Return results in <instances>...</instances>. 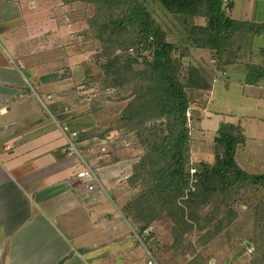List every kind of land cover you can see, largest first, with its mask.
I'll return each instance as SVG.
<instances>
[{"label": "crops", "instance_id": "crops-1", "mask_svg": "<svg viewBox=\"0 0 264 264\" xmlns=\"http://www.w3.org/2000/svg\"><path fill=\"white\" fill-rule=\"evenodd\" d=\"M59 1L30 3L48 14L42 27L26 23L20 10L0 20V32L20 57L49 55L22 65L0 47V264H146L120 209L132 193L119 205L96 172L100 183L93 189L78 176L89 164L105 181L121 184L119 163L103 164L104 155L92 153L97 136H76L71 147L73 133H89L98 121L84 101L66 103L72 45L69 5ZM240 19L264 21L261 13Z\"/></svg>", "mask_w": 264, "mask_h": 264}, {"label": "trees", "instance_id": "trees-1", "mask_svg": "<svg viewBox=\"0 0 264 264\" xmlns=\"http://www.w3.org/2000/svg\"><path fill=\"white\" fill-rule=\"evenodd\" d=\"M64 1H83L94 6L84 33L101 44L99 56L104 59L99 76L105 87L127 86L129 90L116 127L135 135L141 154L128 178L138 191L122 212L141 236L152 222L166 217L172 223L174 237L180 239L210 223V213L205 212L208 205L215 203L214 210L219 211L239 190L264 188V172H249L237 162V149L247 137L241 125L230 121L222 120L218 125L213 138V160L198 162L191 173L187 115L191 93L211 90L212 83L202 69L184 65L177 55L178 45L168 39L144 0ZM158 1L168 12L183 18L190 46L209 49L218 63L227 67L245 59L244 82L259 85L264 80V61L249 58L255 55V38L264 36V21L232 17L233 0ZM196 16L204 17L206 23L196 24ZM259 54L264 57V45ZM93 136L103 138L105 134L89 132L77 135V139ZM225 213L228 216L210 225L207 233L226 218L236 217L231 208ZM213 233L212 236L216 234Z\"/></svg>", "mask_w": 264, "mask_h": 264}, {"label": "rangeland", "instance_id": "rangeland-1", "mask_svg": "<svg viewBox=\"0 0 264 264\" xmlns=\"http://www.w3.org/2000/svg\"><path fill=\"white\" fill-rule=\"evenodd\" d=\"M32 1L28 0L27 3L26 0H0V20L9 16L5 14L20 10L26 23H38L39 27L45 26L48 14L31 10ZM61 1L69 5L68 13L65 14L70 26L69 39L72 45L70 67H65V71L69 70L72 77L70 84L72 94L69 102L66 103L77 105L80 99L81 102L86 103L88 111L93 114L95 112L98 126L88 132H104L105 137L97 136L100 144L93 146L92 153L104 155L105 160L100 159L103 164L113 161L119 163V173L122 177L120 176L118 180L121 184H110L104 180L102 171L96 168L95 172L100 176L108 194L120 205L128 198V191L132 193L128 201L138 191L137 187L129 183L128 178L133 164L141 154L135 135L116 127L119 114L128 100L125 97L129 96V90L127 86L105 87L102 77L99 76L100 63L104 59L99 56L101 44L93 39L91 34L84 33L88 27V19L94 14V6L83 1L70 3ZM144 1L166 30L168 39L178 45L177 55L181 56L184 65H193L202 69L212 83L211 90L191 93L192 103L187 113L191 130V169L196 170V164L200 161L213 160V138L218 125L221 120H231L230 122L241 125L247 137L246 143L239 145L237 149V162L249 172H264V80L258 89L255 88L258 85L246 84L244 82L247 69L245 59L236 64H229L228 67L225 64H219L218 58L209 49L189 45L185 38L186 28L183 18L168 12L158 0ZM233 1L232 17L253 18L254 14L261 13L264 20V0H251L256 3L254 7L252 4L250 6V0ZM193 21L199 25L206 23V19L202 16H196ZM263 45L264 36L255 38L252 46L255 55L249 56L252 58L250 61H264V57L259 54V48ZM0 47L9 50L22 65L23 59L35 62L49 56L39 53L29 55L28 58L20 57L14 45H10L7 35L1 32ZM27 74L31 79L29 73ZM31 81H34L33 78ZM204 118L209 119L200 124ZM109 128L113 130L107 132ZM77 134L73 133L71 138L76 139ZM74 145V141L71 140L72 149L76 147ZM90 166L93 168L92 165ZM106 168L109 169V167ZM215 202L219 203V200ZM226 204V208L222 207L219 211L214 210L215 203L208 205L205 212L210 213L208 215L210 223L204 229H194L180 239L174 237L171 230L172 223L166 217L152 222L145 229L148 230V234L143 236L128 221L126 226L132 233L128 236L129 240L135 241L134 246L144 258L148 257L147 249H149L156 256L159 264H252L253 261L264 264V221L262 219L264 188L257 186L243 188L229 197ZM124 205L120 206V209ZM228 208L236 213V217L226 218L222 224H218L217 228L212 227L213 232L216 233L214 236H212L213 232H210L211 235L207 233L210 225L223 216H228L225 213ZM135 231L143 238L142 241L138 239ZM138 261L139 264H143L142 260Z\"/></svg>", "mask_w": 264, "mask_h": 264}, {"label": "built area", "instance_id": "built-area-1", "mask_svg": "<svg viewBox=\"0 0 264 264\" xmlns=\"http://www.w3.org/2000/svg\"><path fill=\"white\" fill-rule=\"evenodd\" d=\"M194 172H195V169L192 168L191 169V173H194ZM78 176L83 178V179H87V181L89 182V186L88 187L90 189H93L96 184L100 183L98 177L96 176V173H95L94 169L89 164H86V168L83 169L82 171H80L78 173ZM135 233H136V231H135ZM144 234L147 235L148 234V230H145ZM136 235H137L138 239L140 241H142L143 238H141V236L139 234H137V233H136ZM146 264H159V262L157 261L156 256L150 250H148V260H147Z\"/></svg>", "mask_w": 264, "mask_h": 264}]
</instances>
